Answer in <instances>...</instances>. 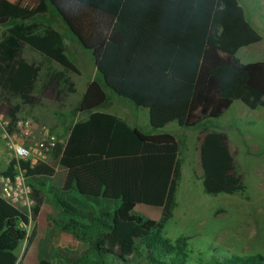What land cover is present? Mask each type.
Listing matches in <instances>:
<instances>
[{"label":"trees","instance_id":"obj_1","mask_svg":"<svg viewBox=\"0 0 264 264\" xmlns=\"http://www.w3.org/2000/svg\"><path fill=\"white\" fill-rule=\"evenodd\" d=\"M51 5L88 50L106 87L148 111L160 130L171 122L196 128L216 119L235 100L254 110L264 106V81L237 56L261 36L237 0H42L34 9L0 0V100L8 104L12 131L23 105L32 104L39 66L22 56L25 45L65 70L80 74L65 52L62 34L31 19ZM42 89L73 92L62 71L43 79ZM16 103H11L12 100ZM106 99L93 79L75 107L89 112L76 121L52 154L60 174L40 163L27 168V182L48 193L59 208L53 224L84 243L86 249L67 264H193L189 236L170 239L164 228L177 206L179 144L169 132L144 134L122 118L95 110ZM201 184L209 195L248 198L226 134L206 131L199 147ZM11 160L3 175L13 174ZM46 181H49L47 183ZM143 204L159 210L154 220L135 210ZM28 218L0 197V234L26 240L23 255L38 228L27 234ZM44 250V249H43ZM57 253V252H56ZM201 261V260H200ZM17 255L0 244V264H16ZM20 264V263H19ZM206 264H264V254L211 256Z\"/></svg>","mask_w":264,"mask_h":264},{"label":"rangeland","instance_id":"obj_2","mask_svg":"<svg viewBox=\"0 0 264 264\" xmlns=\"http://www.w3.org/2000/svg\"><path fill=\"white\" fill-rule=\"evenodd\" d=\"M246 1L245 6L250 11L257 8V0ZM3 30L4 27L0 26V40ZM61 32L65 36V33ZM261 34L264 36V29ZM255 47V45L243 47L238 50L237 56L252 74L264 81V43L261 44L260 49H255ZM37 64L40 71L32 92L35 100L32 104L21 107L18 113L19 118H29L28 110L35 109L37 106L65 104L72 108L81 99L87 79L96 75V78L102 82L93 59L90 62L78 59L75 65L80 75H73L76 92L64 91V95H57L54 101L46 100L42 96L44 90L40 83H42L45 71L56 69L50 62ZM103 87L106 100L102 105V110L117 112L129 118L136 117L141 122L148 120L146 108L139 107L132 101L117 95L104 83ZM52 94H55L54 91ZM16 102L15 99L11 101V103ZM243 108L246 110L232 106L219 118L206 120L196 128L181 127L176 122H171L165 127L167 132L175 136L179 144L180 180L176 194L177 206L173 217L164 228V234L170 239L189 236V249L192 251L193 264H206L211 256L216 254L228 256L231 254H264V107L250 110L243 105ZM46 110L49 111L48 108ZM7 111L8 104L0 100V112L7 115ZM86 113L70 111L63 124L64 129L59 133H56L48 124L40 122L33 128L32 136H27L25 141L28 142L30 138H33L32 141L40 140L42 130L46 127L55 136V143L62 144L65 142L72 122L82 119ZM60 115L57 116L60 117ZM212 129L226 134L237 171L246 185L247 199L238 194L209 195L204 193L201 184L199 147L205 132ZM46 155V164L53 167L56 173L55 177H51L50 183L52 184L60 171L52 150L47 151ZM11 160L14 159L8 154L0 137V175ZM46 182L49 183V181ZM31 190L33 207L27 225H22V227L28 234L34 225L37 226L38 234L33 244L23 255L26 240L14 241L4 232L0 234V244L14 250L17 255L16 264H67L63 258L73 253H82L86 245L56 229L53 220L59 219L58 206L45 191H38V195H34L32 187ZM135 210L154 220L160 217L159 210L143 204H137ZM20 212L25 214L23 210Z\"/></svg>","mask_w":264,"mask_h":264},{"label":"crops","instance_id":"obj_3","mask_svg":"<svg viewBox=\"0 0 264 264\" xmlns=\"http://www.w3.org/2000/svg\"><path fill=\"white\" fill-rule=\"evenodd\" d=\"M8 1H10V2H12L18 6L27 8V9H34L40 4V2L42 0H8ZM237 1L241 5V7L243 8L246 19L249 21L251 26L258 32V34L261 36V40L259 42L251 44V45L256 46L255 49H260L261 44L264 43V36L261 34V31L264 29V20H262V17H264V0H257L258 1L257 8H255L254 11H250V9L245 6V4L247 2L246 0H237ZM31 20L35 21V22H39V23H43V24H50V25L54 26L62 34L63 40H64L65 52L67 53L69 58L74 63L77 62L78 59H80V61L84 59L88 62H90L93 59L92 54L81 45L80 41L71 33L68 25L64 22L62 17L56 12V10L51 5L48 6L47 12H45L43 14H38V15L34 16ZM61 31H63L65 33L66 37L64 36V34ZM28 47H27V45H25L22 49V56L27 62H35L36 64L40 63V62H42L43 64L44 63L46 64V62H50V63L54 64L53 66L56 69L55 71L64 72L65 75L72 81V83L74 84L73 93L76 92V85H75V82L73 80V75H80V74H74L72 72L65 70L59 64L46 59L45 57L40 55L37 51L36 52H35V50L33 51V49L31 47L30 48L32 50L29 49ZM48 67H50V66H48ZM95 68H96V66H95ZM96 71H97V69H96ZM51 72H52V70L45 71L43 76L46 77ZM44 77H43V79H44ZM43 79L41 82H43ZM93 79L98 80L96 78V75L87 79L85 86H84V90L82 91L83 92L82 96H83V94L87 88L88 83ZM99 82L101 83V85L103 87V81L102 82L99 81ZM40 84L42 85L43 83H40ZM103 89H104V87H103ZM104 91H105V89H104ZM52 92L53 91L49 88L45 89L43 91V94H42L43 98L46 100H53L54 101L56 99L57 95L58 96L64 95L63 92H60L58 94L57 91H54V93H55L54 95L52 94ZM32 95L34 96L33 93H32ZM80 100L78 101V103L80 102ZM104 102L95 110L116 115V116L122 118L123 120H125L130 126L137 128L140 132H142L144 134H154L156 132H167L165 129L166 126L160 130H154L149 123V117H148L147 121L146 120L144 122L142 121L143 122L142 123L141 120H139L136 117L129 118V117L124 116L123 114H120L117 112H107L106 110H102V105L104 104ZM236 102H239V100L233 101L231 106L228 109H230L232 106H237L238 109H242L243 111L246 110L245 108H243L244 104L241 101H240L241 103H236ZM77 105L78 104H76V106ZM76 106H74L72 108L67 107L65 104H63V105H60V104L54 105L53 104V106L52 105H46V106H42V107L37 106V107H35V109L28 110L27 114H28L29 118H31L33 120V128L36 127L37 125H39L40 122H43V123H46L49 126H51L52 129H54L56 133H59L61 130L64 129L63 124L67 120V115L70 113V111L75 110ZM262 107H264V106H262ZM42 108H45V109H42ZM47 108L49 109L50 112L48 110H46ZM75 111L79 112L77 110H75ZM55 113H56V115H55ZM58 114H61L60 117L57 116ZM52 115H53V118H52ZM88 116H89V112H87L86 115L83 116V118L80 120H84ZM77 121H79V120H77ZM75 122L76 121H73L70 128H68V133H67L66 139L69 135L71 127L73 126V124ZM66 139H65V141H66ZM227 143H228V141H227Z\"/></svg>","mask_w":264,"mask_h":264},{"label":"built area","instance_id":"obj_4","mask_svg":"<svg viewBox=\"0 0 264 264\" xmlns=\"http://www.w3.org/2000/svg\"><path fill=\"white\" fill-rule=\"evenodd\" d=\"M10 119L8 115L0 112V137L7 148L8 154L15 160L12 175H0V197L13 205L29 218L33 207L32 190L27 182V168L19 162H28L32 168L40 163H46V152L51 151L55 145V136L44 127L40 140L28 142L27 136L33 134V122L30 118H18L12 131H9Z\"/></svg>","mask_w":264,"mask_h":264}]
</instances>
